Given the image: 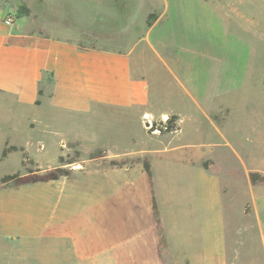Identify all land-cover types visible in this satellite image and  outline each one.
<instances>
[{
  "label": "crops",
  "instance_id": "0c3cea01",
  "mask_svg": "<svg viewBox=\"0 0 264 264\" xmlns=\"http://www.w3.org/2000/svg\"><path fill=\"white\" fill-rule=\"evenodd\" d=\"M12 12L17 6L12 10L0 0V181L20 173L17 165L26 150L46 148L51 142L56 147L59 115H82L91 121L118 117L114 122L124 133L137 132L139 117L143 121L178 117L177 132L166 138L150 137L145 143L130 139L125 155H143L145 187H139L137 177L130 181L129 214L114 215L109 222H115V231L109 236L102 231L107 219L100 202L97 208L88 205L86 221L74 223L65 241L56 243V252L65 248V264L73 256L71 246L82 250L79 256L88 258L89 264L123 259L130 264H229L230 185L225 182L228 170L222 153L232 156L237 147L225 136L227 128L211 121L208 98L195 95L193 90L199 88L193 83L187 85L186 68L197 67L169 61L153 46L82 49L77 40L46 33L30 16L15 17L12 26L5 25ZM211 129L213 139L207 135ZM10 148L15 150L3 157ZM260 165L264 167V161ZM9 189L0 186V244H29L41 237V224H25L34 222V216L9 204ZM257 192L264 206V189ZM258 225L264 256V222ZM115 235L122 241L129 238L130 248L126 242L120 251L105 250L106 238Z\"/></svg>",
  "mask_w": 264,
  "mask_h": 264
},
{
  "label": "rangeland",
  "instance_id": "374dc122",
  "mask_svg": "<svg viewBox=\"0 0 264 264\" xmlns=\"http://www.w3.org/2000/svg\"><path fill=\"white\" fill-rule=\"evenodd\" d=\"M6 1L12 10L19 5V0ZM26 4L29 16L55 37L99 49L153 46L169 61L197 67L186 68L187 85L193 83L199 88L192 89L195 95L208 98L211 121L227 128L225 136L237 147L232 156L222 153L228 170L225 182L230 185L226 190L229 264H264L258 241L264 206L257 192L264 189V181L249 180L252 172L264 178V171H258L264 170L260 165L264 161V0H27ZM152 14L158 19L148 27ZM150 50L146 49L148 56ZM193 72L197 76L188 77ZM115 119L119 120L110 115L94 121L82 115H59L56 147L51 142L46 148L26 150L17 165L21 174L63 168L70 175L56 182L9 187V204L19 206L27 217L34 216V222L25 224L40 223L42 234L29 244H0V264H65V248L56 252V243L65 241L74 223L86 221L88 205H102L106 236L115 231V222H109L114 215L129 214L130 181L137 177L139 187L146 184L141 175L143 155H125L130 139L145 143L177 130L161 134V119L139 117L137 132L124 133ZM208 131L213 139V130ZM92 154L99 157L91 159ZM99 190L108 194L100 195ZM128 239L108 237L105 250L120 251L126 242L130 248ZM77 251L71 246L68 264L91 263L79 256L82 250Z\"/></svg>",
  "mask_w": 264,
  "mask_h": 264
},
{
  "label": "trees",
  "instance_id": "16d2710c",
  "mask_svg": "<svg viewBox=\"0 0 264 264\" xmlns=\"http://www.w3.org/2000/svg\"><path fill=\"white\" fill-rule=\"evenodd\" d=\"M17 6V5H16ZM17 12H16V19H22L24 17H28L30 15V10L27 4L23 0H19V5L17 7ZM158 16L156 14L150 15V18L147 22L148 27H152V25L157 21ZM85 37H83V40L85 41ZM79 46L82 49H95L94 46L87 47L84 43L79 42ZM40 102L38 101L37 104ZM178 117L177 116H170L167 121L165 122H160V125H158V130H160L161 134H167L171 133L175 130L178 129ZM155 126V125H154ZM15 148H10V149H5L3 153V157L9 153V151H13ZM99 156L92 154L91 159H97ZM113 164H115L113 162ZM207 168V166L205 165ZM144 168L146 173L151 176L150 174V166L148 162L145 161L144 163ZM70 175V172L66 169L63 168H56L50 171L46 172H40L38 174H35L33 172H29L26 174H21V173H16L12 175H6L4 176L1 181H0V186L3 187H22V186H28L32 184H37V183H48V182H56L59 181L63 177H68ZM250 180L253 184L258 183L259 181H264V178L260 176L256 172H252L250 174Z\"/></svg>",
  "mask_w": 264,
  "mask_h": 264
},
{
  "label": "built area",
  "instance_id": "2783aa9c",
  "mask_svg": "<svg viewBox=\"0 0 264 264\" xmlns=\"http://www.w3.org/2000/svg\"><path fill=\"white\" fill-rule=\"evenodd\" d=\"M14 24V18L12 17H8L6 20H5V25L7 26H12Z\"/></svg>",
  "mask_w": 264,
  "mask_h": 264
}]
</instances>
